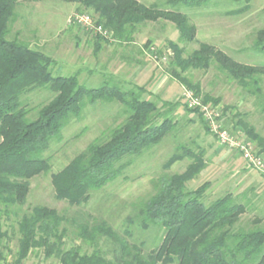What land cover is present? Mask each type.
I'll use <instances>...</instances> for the list:
<instances>
[{
  "label": "trees",
  "instance_id": "trees-1",
  "mask_svg": "<svg viewBox=\"0 0 264 264\" xmlns=\"http://www.w3.org/2000/svg\"><path fill=\"white\" fill-rule=\"evenodd\" d=\"M19 1L0 0V206L8 214L12 207L21 209L26 205L31 181L51 171L50 159L43 156L44 152L53 141L61 140L62 131L71 118H80L88 105L116 102L123 109V123L92 141L52 175L57 200L71 206L86 205L92 192L100 191L123 175L132 163V160L126 161L127 158L143 156L175 129L176 123L169 116L175 105L165 103L169 108L162 110L157 103L144 97L146 91L142 87L124 90L104 82L100 87L89 88L80 82L77 74L55 76L51 69L55 62L52 57L23 41L6 38ZM55 1L78 4L94 13V18L91 17L94 25L107 32L103 35L87 30L96 38V52L100 51L102 42L133 41V34L145 23L174 24L180 43H192L197 36V28L188 16L155 4L147 6L138 0ZM208 1L166 0V4L201 7ZM231 1L244 3V6L228 12L229 15H241L250 9V0ZM169 49L172 76L203 104L220 107L221 99L203 94L200 84L193 83L185 73L207 71L217 65L221 72L256 98L264 115V65L239 62L208 43H201L186 58L179 44L172 42ZM252 49L264 53V27L256 32ZM36 89H48L54 97L34 110L29 107L25 95ZM188 109L199 114L211 133L199 110ZM220 109L224 120L226 108ZM235 117L239 120L234 126L241 128L257 153L263 155L264 136L243 121L241 114ZM179 149L182 154H174L164 169L169 170L185 158L191 163L181 173L163 174L153 181L154 193L135 203L134 215L127 219L128 223L143 230L158 228L163 231L154 249L144 252L140 244L129 242L104 221L78 226V237L93 249L92 252H83L80 246L67 249L64 247L67 229L63 226L66 217L54 208L34 206L17 222L19 238L15 257L4 258L0 250V262L23 264L32 251L38 249L43 251L46 260L54 257L59 264H264V229L246 230L239 226L246 207L237 203L232 193L207 202L209 181L190 189L189 183L206 168L205 152H195L185 146ZM13 214L18 216L15 211ZM8 237L0 219V249ZM103 241L115 246L111 251L113 257L109 258V252L103 250Z\"/></svg>",
  "mask_w": 264,
  "mask_h": 264
},
{
  "label": "rangeland",
  "instance_id": "rangeland-1",
  "mask_svg": "<svg viewBox=\"0 0 264 264\" xmlns=\"http://www.w3.org/2000/svg\"><path fill=\"white\" fill-rule=\"evenodd\" d=\"M138 1L188 16L197 28L195 41L180 43L174 24L160 21L140 25L132 36L133 41L102 42L100 51L96 52L93 33L70 23L71 17L79 12L94 18L92 11L63 1H19L15 18L9 25L8 40L23 41L52 57L55 62L51 69L55 76L77 74L80 82L89 88L100 87L104 82L124 90H135L136 86L144 88V97L157 103L162 110L169 108L164 106L165 103L175 105L169 116L176 127L143 156L127 158L126 161L132 160V163L123 175L100 191L92 192L86 205L71 206L55 198L52 175L62 170L92 141L102 138L110 128L120 125L125 119L122 107L116 102L88 105L80 118L69 120L61 140L53 141L44 152L43 156L50 159L51 171L31 181L26 205L21 209L12 207L8 214L0 206L3 229L9 234L1 244L4 258L15 257L19 238L17 222L24 212H30L34 206L54 208L66 217L63 226L67 229L64 246L67 249L80 246L83 252H92L93 249L78 237V226L83 223L92 226L103 221L129 242L140 244L144 252L154 249L160 243L163 231L158 228L143 230L128 223L127 219L133 217L135 203L146 200L154 193L153 181L163 174L181 173L191 163L185 158L169 170L164 169L174 154H182L180 146L205 152L206 168L189 183L190 189L209 181L211 188L207 193V202L232 193L235 201L246 207L239 226L246 230L264 229V176L250 167L239 152L219 145L217 138L205 128L199 114L191 112L190 107L183 103L185 87L171 74L172 58L169 53L172 42L184 48V58L197 50L201 43H208L239 62L264 65V53L252 49L256 32L264 27V0H250V9L241 15L228 14L244 6V3L231 0H209L201 7L185 4L171 7L166 0ZM185 75L193 83L200 84L203 94L221 99L220 107L226 108L223 123L229 130L246 137L241 128L234 126L239 120L235 115L241 114L243 121L264 136V115L256 98L221 72L217 65L207 71L189 70ZM53 97L48 89H36L25 95V100L31 109H37ZM233 117L236 119L233 120ZM28 119L33 118L28 116ZM239 160L242 163H238ZM102 243L103 250L109 252L108 257H113L111 251L115 246L110 241ZM23 264H59V261L54 257L46 260L43 251L35 249Z\"/></svg>",
  "mask_w": 264,
  "mask_h": 264
},
{
  "label": "built area",
  "instance_id": "built-area-1",
  "mask_svg": "<svg viewBox=\"0 0 264 264\" xmlns=\"http://www.w3.org/2000/svg\"><path fill=\"white\" fill-rule=\"evenodd\" d=\"M70 23L78 25L86 30H94L96 32L107 35L101 26L96 27L90 15L74 14ZM183 103L190 108H197L202 114L204 121L208 124L211 133L217 138L219 145L239 152L245 162L264 176V158L255 150L254 144L246 137H241L228 129L221 119V109L219 106L203 104L199 98L195 97L190 90L183 89ZM0 264H12L8 262H0Z\"/></svg>",
  "mask_w": 264,
  "mask_h": 264
},
{
  "label": "crops",
  "instance_id": "crops-1",
  "mask_svg": "<svg viewBox=\"0 0 264 264\" xmlns=\"http://www.w3.org/2000/svg\"><path fill=\"white\" fill-rule=\"evenodd\" d=\"M262 156H263V158H264V154H263ZM238 163H242V160H239Z\"/></svg>",
  "mask_w": 264,
  "mask_h": 264
}]
</instances>
